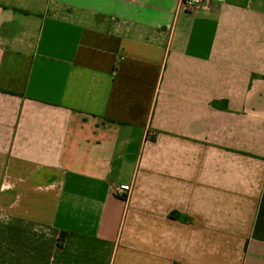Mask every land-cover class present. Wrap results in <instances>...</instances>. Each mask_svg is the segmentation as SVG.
Segmentation results:
<instances>
[{
  "label": "crops",
  "instance_id": "1",
  "mask_svg": "<svg viewBox=\"0 0 264 264\" xmlns=\"http://www.w3.org/2000/svg\"><path fill=\"white\" fill-rule=\"evenodd\" d=\"M181 1L0 0V264H264V0Z\"/></svg>",
  "mask_w": 264,
  "mask_h": 264
},
{
  "label": "built area",
  "instance_id": "2",
  "mask_svg": "<svg viewBox=\"0 0 264 264\" xmlns=\"http://www.w3.org/2000/svg\"><path fill=\"white\" fill-rule=\"evenodd\" d=\"M181 3H182V7L187 10L195 9L201 5L200 1L195 2V1L187 0V1H181ZM115 192L117 195H120L124 197L125 199H128L129 194H130V189L119 188Z\"/></svg>",
  "mask_w": 264,
  "mask_h": 264
},
{
  "label": "trees",
  "instance_id": "3",
  "mask_svg": "<svg viewBox=\"0 0 264 264\" xmlns=\"http://www.w3.org/2000/svg\"><path fill=\"white\" fill-rule=\"evenodd\" d=\"M21 12H23V11H21ZM23 13H25V12H23Z\"/></svg>",
  "mask_w": 264,
  "mask_h": 264
}]
</instances>
